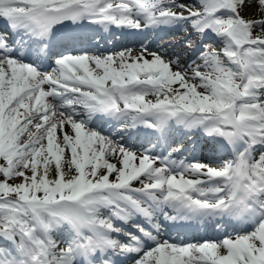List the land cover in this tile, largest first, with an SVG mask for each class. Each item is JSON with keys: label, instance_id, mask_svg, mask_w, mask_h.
Instances as JSON below:
<instances>
[{"label": "snow or ice", "instance_id": "obj_1", "mask_svg": "<svg viewBox=\"0 0 264 264\" xmlns=\"http://www.w3.org/2000/svg\"><path fill=\"white\" fill-rule=\"evenodd\" d=\"M246 6L0 0V264H264V19ZM180 24L203 38L198 62L68 54L92 26ZM177 131L230 156L174 159ZM191 220L223 235L160 239Z\"/></svg>", "mask_w": 264, "mask_h": 264}, {"label": "bare ground", "instance_id": "obj_2", "mask_svg": "<svg viewBox=\"0 0 264 264\" xmlns=\"http://www.w3.org/2000/svg\"><path fill=\"white\" fill-rule=\"evenodd\" d=\"M178 2L182 3L179 0H178ZM188 2L193 4L195 2L197 3V0H188ZM246 5L247 6L244 9L250 7L251 10H253V9L255 10V14H253L252 17H248V19H263L264 18V8H260V6L258 4V0H250V2H249V0H246ZM177 11H179V9H177ZM256 13H257V15H256ZM177 28H178V25L158 27V28L154 29L153 33L159 32L160 36L162 38H165V39L161 40V42H159L157 44H153L152 42L141 41L140 46L146 47L147 49H151V50H155V51L158 50L163 55L167 54L168 58H172L174 60L176 58H178L179 63L182 65L189 63L190 61H187V56H188L187 55V49L183 48L182 44L180 42L176 43L175 41L177 39H175V41H174V37L168 36L173 31H176ZM177 33L180 34V32H177ZM188 34H189V36H188V38H186L188 40L191 37L194 38V41L200 39V37H198L195 33L192 32V29L189 30ZM175 38H180V37H175ZM140 51H142V48H140L136 51H133V54H137ZM194 60H197V58H195ZM197 62H198V60H197ZM205 140H207V139L205 138ZM209 145H212V144H209ZM222 155L224 156V158H228L230 156V154H222ZM161 234H163V231L161 232ZM128 264H131V263H128Z\"/></svg>", "mask_w": 264, "mask_h": 264}, {"label": "rangeland", "instance_id": "obj_3", "mask_svg": "<svg viewBox=\"0 0 264 264\" xmlns=\"http://www.w3.org/2000/svg\"><path fill=\"white\" fill-rule=\"evenodd\" d=\"M185 3H187V4H192V3H190V2H188V0H185ZM196 4V2L195 3H193V5H195ZM253 14H255V10L253 9V10H251L250 9V7L249 8H246V9H243L242 11H241V15L242 16H244L245 18H247L248 19V17H252V15ZM256 15H257V13H256ZM264 19V18H263ZM186 27L188 26V25H186V24H184ZM184 43H186V41L184 42ZM217 48H219V46H216ZM66 156H67V153H66Z\"/></svg>", "mask_w": 264, "mask_h": 264}]
</instances>
